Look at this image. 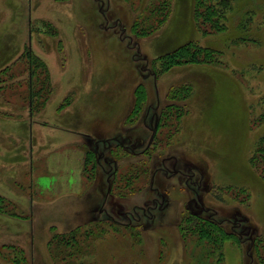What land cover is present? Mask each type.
I'll return each instance as SVG.
<instances>
[{
    "label": "rangeland",
    "instance_id": "1",
    "mask_svg": "<svg viewBox=\"0 0 264 264\" xmlns=\"http://www.w3.org/2000/svg\"><path fill=\"white\" fill-rule=\"evenodd\" d=\"M125 2L0 0V68L7 65L0 74V104L12 112L0 120V165L6 166L0 180L24 195L6 197L19 199L32 213L31 220L19 222L1 216L0 243H20L30 264H264V0H231V9L219 20L223 31L210 28L209 22L198 30L192 0H170L166 20L138 39L136 46L127 37L131 22L139 14H149L147 8L160 0ZM43 22L56 34L44 32ZM123 27L126 31L121 32ZM189 40L210 47L215 61L156 73L158 55ZM23 46L44 62L52 84L43 107L46 91L33 101H38V108L31 115L30 150L27 121L19 119H27L29 112V58L20 56ZM137 88L143 90L145 100L138 114L126 119L123 115ZM181 107L185 111L177 119ZM149 109L152 117L162 109L170 112L154 148L149 147L152 164L159 166L162 157L168 177L158 171L155 178L154 172L149 176L150 159L147 173L133 183L141 191L126 200L109 196L107 202L98 196L91 202L87 194L85 206L88 211L104 207L126 222L125 211L143 214L135 205L143 206L153 196L157 200L149 204L157 208H142L154 218L142 216L141 224L132 223L138 227L137 237L129 230H108L91 245H82L84 253L73 261L52 257L44 243L52 232L40 231L43 216L36 203L69 192L81 194L84 186L88 189L99 181L103 193L104 172L97 162L107 168L112 153H120L108 152L107 146L122 145L127 155L122 157L118 177L136 169L129 149L138 152L149 143L157 120L156 116L145 122L143 114ZM39 135L46 137L47 146L39 145ZM10 141L15 147L4 149ZM86 148L94 152L96 169L94 181L89 179L83 186L78 175ZM150 184L163 197L145 186ZM187 214L220 226L228 236L222 247L211 253L209 243H199L191 235L178 237L180 219Z\"/></svg>",
    "mask_w": 264,
    "mask_h": 264
},
{
    "label": "trees",
    "instance_id": "2",
    "mask_svg": "<svg viewBox=\"0 0 264 264\" xmlns=\"http://www.w3.org/2000/svg\"><path fill=\"white\" fill-rule=\"evenodd\" d=\"M127 2V0H125ZM129 5V4H128ZM170 5V0H160L157 5L151 4L147 11L149 14H139L137 15V18L133 19V21L130 24L129 28V37L131 40L135 42V45L137 44V40L149 36L151 33H153L158 27L162 25V23L167 18V11ZM131 7V6H130ZM232 7L231 0H192L191 8H192V18L194 20V24L196 25L197 29L200 30L199 26H206V24L209 22L210 28L217 29V31H223L225 28L223 26L222 22H219L220 19H222L225 16L226 11H229ZM154 16V17H153ZM225 18V17H224ZM43 30L46 33H50V35H55L56 30L50 29V24L47 22H43ZM52 31H50V30ZM123 27L120 29V31H126ZM202 33L205 32V29L201 30ZM121 39L123 38L122 34L119 36ZM124 37L125 34H124ZM124 40V39H122ZM26 55L28 60V98H29V112L26 119V116H21L19 119L26 120L25 125V132L27 137V142L29 143L30 140H32V130L31 125L33 123V117L32 112L34 111L35 107L38 103V101L34 104L33 101H36V99L42 95L44 91H46V96L41 100L42 106L45 105V103L49 100L51 92H52V84L49 80L47 67L45 66L44 62L40 60L36 55H34L31 50L23 46V50L20 56ZM215 52L207 46H202L194 42L193 40L186 41L184 44H181L175 48H173L170 51H166L158 55L157 62L159 65V72L156 73H165L170 71L175 66H185V65H197L201 63H211L215 61V56H213ZM19 58V56L17 57ZM7 70V65H4L0 68V74L5 73ZM43 74V76H42ZM40 76V80L38 77ZM36 82H39V85L36 84ZM189 91V90H188ZM37 99V100H38ZM145 100V94L141 88H137L135 91V98L133 102V109L129 113V116L127 119L130 118L131 113H134L135 115L138 114L140 109L142 108V104ZM2 101V100H0ZM4 102V101H3ZM2 103V102H1ZM3 104H0V112L4 114V116H1L0 120L4 117H10L11 107H3ZM169 109V108H168ZM178 108L176 118L180 119L182 115L184 114V111ZM10 110V111H9ZM169 110H161L159 115L157 116L156 120V128L154 132H152L151 140L152 142L155 140L158 132L160 131V128L166 124L167 116L169 115ZM18 120V119H17ZM15 119V122H17ZM18 120V121H20ZM23 123V121H22ZM264 138V136H263ZM261 137V139L263 140ZM14 140H17L14 138ZM13 141V140H12ZM15 142V141H14ZM150 144V149L154 148L155 141ZM9 147H3L4 149H13L15 147V143L10 144ZM18 143V142H16ZM2 146L0 145V148ZM150 149H147L144 151V156L142 157V160L140 161H134L135 164L138 166H134L132 168H135L132 171L123 173L121 176L118 177L117 172L121 164H117V168L113 169V177L110 182V192L112 195L119 196V197H127L131 193L138 192L141 190L142 187H135L133 185L134 182L139 180L137 177L139 175H145L147 173V169H145L146 165H150V158L152 154H149ZM30 150V149H29ZM119 154L115 155L112 153V159L113 161H119L123 159L122 157L127 156L125 154V150H121V146L118 144L116 146H112L110 148V151H118ZM121 150V151H120ZM152 151V150H151ZM134 155V154H133ZM31 162V161H30ZM30 162L28 164V167L30 165ZM97 162V161H96ZM2 164H5V160L3 159ZM98 163V162H97ZM96 164L94 160V152L91 149H87L84 152L83 157V163H82V171L87 179H92L94 177ZM6 166L0 165V175L4 176V173H2ZM140 168V169H139ZM151 170V165H150ZM151 172V171H150ZM152 172L149 173V176H151ZM150 178V177H149ZM5 180H0V218L1 216H8L7 218H14L19 221L26 220V217L30 218L29 212L31 213V210L28 212L27 208L21 203V201H18L20 198H22V195L20 192L17 191V194L14 189L11 186H8L7 182L4 183ZM109 183V182H108ZM135 184V183H134ZM147 186V185H145ZM31 187V183L29 184V188ZM31 190V188H30ZM126 190V191H124ZM14 195L15 198H19L16 201H11L12 199L7 198L8 195ZM24 196V195H23ZM6 197V198H4ZM13 197V196H12ZM29 201H31V198L28 197ZM11 206L14 208V210H10L7 207ZM27 212L28 215L22 216L21 213ZM32 214V213H31ZM4 219V218H3ZM107 223V225H106ZM106 225V226H105ZM137 226V225H136ZM132 222H125V223H116L112 219L108 217H104L102 215L96 214L91 220L80 223L78 227L68 230L66 232H57L56 229H51V234L47 243V248L52 253L53 256H60L62 260L70 259L73 261V259L78 258V256L81 257V254H83V248L82 245H91L90 241L103 235L105 231L108 230H129L131 235L133 237H137L138 232L135 231L138 229ZM96 228V231L94 228ZM179 236L178 237H188V236H194L196 238V241L199 243H209L212 246L211 253L217 249H220L222 247V243L227 238V234L224 232V230L215 224H212L208 220L197 219L193 215L187 214V216L182 217L179 222ZM53 230V231H52ZM32 240V238L30 237ZM30 243H32L30 241ZM32 245V244H31ZM52 247V248H51ZM88 252V247L87 249ZM86 253V251H85ZM210 253V254H211ZM54 254V255H53ZM218 258L217 261H219L223 253L222 251L217 253ZM30 258L28 255H26L25 250L23 249V246L18 243L14 242H1L0 243V264H30Z\"/></svg>",
    "mask_w": 264,
    "mask_h": 264
},
{
    "label": "crops",
    "instance_id": "3",
    "mask_svg": "<svg viewBox=\"0 0 264 264\" xmlns=\"http://www.w3.org/2000/svg\"><path fill=\"white\" fill-rule=\"evenodd\" d=\"M133 100L134 99H133V96H132V100L129 102L128 107H127V109H126V111H125V113L123 115L124 118H126L127 115L130 113V110H131L130 108L133 106V103H132ZM143 115H145L147 117V112H145V114H143ZM123 122H124V119H123ZM94 134H95V132H94ZM94 134L90 133L89 137L91 136L92 138H96L94 136ZM82 136L84 137V135H82ZM38 138H39V145L45 144L46 137L44 135H39ZM83 139H85V137ZM72 141L74 143L78 142V141L75 142L74 140H72ZM87 141H88V139H87ZM93 141H94V139H93ZM33 143H34V139L30 140V142L28 143L29 149L33 148ZM82 144L86 145V142L83 140ZM94 144H95V142H94ZM78 147H79V145H78ZM94 147H95V145H94ZM131 157L136 159V161H140V160H142L143 156L142 155L138 156V155L131 154ZM130 160H131V158H130ZM29 162H30V159H29ZM82 163H83V157H82V160L80 161L81 169L79 171V175L78 176H80L79 179L81 180V183L84 186L85 182L88 181L89 179H87L85 177V175H84V173L82 171ZM97 164H98V168H101V170L103 172H105L104 169L101 166L102 165L101 162H98ZM117 164L120 165V162L119 161H117V162L114 161L113 162V168L114 169L117 168ZM30 165H31V162H30ZM97 173H100V172H97ZM102 174L104 176V181H105V189H104L103 193H102V190H101V187H100V184H99L100 181H99V183L96 184L95 186L92 183V186L88 187V189H87L86 186H84V190H83V192L81 194H76V193H73V192H69L68 194H63L62 196H60L58 198H55L54 200L52 199V201L41 202V203L37 202L36 204L38 205V207L40 209V213L39 214H42V216H43L42 227L40 226V231H41V229H45V230H48V233H50L51 229H58V230L59 229H63L61 232H66L68 230H72V229L78 227V225L80 223H84V222H87V221L91 220L96 214L100 215L101 212L110 213L104 207L100 208V209H98L96 211L95 210L91 211L90 209H89L90 211H88L87 206H85L86 205L85 198H86L87 194H88L87 199L89 198V200H91V202L97 196L98 197H102L101 201L105 200L106 202H107V198L109 196H111V197L114 196L110 192V182H111V179L113 177V169H112V172H110L107 175L104 174V173H102ZM94 178H95V174H94V177L92 178L93 181H94ZM92 179H90V180H92ZM30 188H32V185H31ZM30 195H31V193H30ZM119 198L125 199L126 197H119ZM87 199H86V201H87ZM33 203L34 202H32V204ZM41 208H42L43 211L41 210ZM48 240H49V238H46V240L44 242L45 243V247H46V244L48 243Z\"/></svg>",
    "mask_w": 264,
    "mask_h": 264
},
{
    "label": "flooded vegetation",
    "instance_id": "4",
    "mask_svg": "<svg viewBox=\"0 0 264 264\" xmlns=\"http://www.w3.org/2000/svg\"><path fill=\"white\" fill-rule=\"evenodd\" d=\"M149 108H151V107H149ZM130 112H131V110H130ZM144 114H145V112H144ZM152 114H150V109L148 110V112H147V117L145 116V122H148V120L150 119V117H152L151 116ZM128 116H129V114L127 115V118H128ZM144 116V115H143ZM156 116H158V114H153V119H156ZM126 118V119H127ZM125 119V120H126ZM151 137V136H150ZM150 141H151V139L149 140V143H147V141H146V146H145V148H143L142 150H140V151H138V152H134V151H132L131 149H129L130 150V152L132 153V154H134V155H142V156H144V151L145 150H147V149H149V147H150ZM96 146L97 145H95V148H96ZM122 146V145H121ZM110 148H112V146H107V149H108V152L110 151ZM153 154H156V152H154ZM170 157H173V156H170ZM151 169H152V173L154 172V174H152V177H153V175H154V178H155V173H156V171H158L160 174H163V176L164 177H168L167 175H169L166 171H165V165H164V159L161 157L160 158V161L157 163L159 166H156V167H154V165L152 164V162H153V156L151 155ZM150 161V160H149ZM113 159H111L110 160V162H109V164H108V167L106 168L105 167V165H103V169H104V174H109L110 172H112V169H114L113 168ZM103 172V171H102ZM154 178H152L151 179V182H153V180H154ZM150 182V181H149ZM151 185V184H150ZM146 187H149V189L150 190H153L154 191V194L157 196V197H159V196H162V194L160 193V191L159 190H157V188H155L153 185H151V187L149 186V185H147ZM143 189V188H142ZM141 189V190H142ZM141 190H139V191H141ZM163 197V196H162ZM155 200H157V198H154L153 196H152V198H150V200H148L145 204H143V206L142 205H135V207H138L140 210H142L141 212L143 213V214H138L137 215V213H136V215H134L133 213H131L130 212V210H127V212L125 211V213H123L124 214V216H125V218H126V222L128 223V222H134V223H138V224H141V219H142V216H144L145 218H149V219H152V218H154V214H152V215H150V214H148V215H146V214H144V208H142V207H146V208H151V209H153V208H157V206H155V203H153L152 205H150L149 203L150 202H154ZM167 204L168 203H166V206H167ZM105 211V210H104ZM134 211V210H133ZM135 212V211H134ZM100 215H102V216H104V217H108V218H110V219H112L114 222H116V223H125V222H122V221H120V220H118V219H116L115 217H114V215L113 214H111V213H107V212H101L100 213Z\"/></svg>",
    "mask_w": 264,
    "mask_h": 264
}]
</instances>
